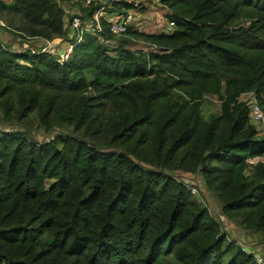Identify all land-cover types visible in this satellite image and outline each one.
Masks as SVG:
<instances>
[{"label": "trees", "instance_id": "trees-1", "mask_svg": "<svg viewBox=\"0 0 264 264\" xmlns=\"http://www.w3.org/2000/svg\"><path fill=\"white\" fill-rule=\"evenodd\" d=\"M159 1L173 23L157 35L172 42L159 51L110 49L83 33L60 59L0 41L3 115L11 90L19 115L34 104L43 119V89L49 105L53 91L89 86L110 100L107 144L121 147L99 150L68 133L38 142L0 131V264H262L162 169L201 167L221 213L264 233V133L255 135L240 98L253 90L264 111V0ZM0 8L57 34L67 29L58 0H0ZM245 14L250 23H236ZM202 92L219 99L207 120L198 113ZM89 97L76 96L69 122L86 118ZM255 156L262 159H247Z\"/></svg>", "mask_w": 264, "mask_h": 264}, {"label": "rangeland", "instance_id": "rangeland-1", "mask_svg": "<svg viewBox=\"0 0 264 264\" xmlns=\"http://www.w3.org/2000/svg\"><path fill=\"white\" fill-rule=\"evenodd\" d=\"M136 10V13H141V16L136 18V22L129 27L131 31L112 36L103 33L102 38L98 37L100 43L108 46L110 49L119 44L128 48H137L142 52L159 51L162 47L172 42L166 41L163 37H158L159 33L167 32L172 27L166 28V23L169 20L167 14L170 9L163 5L159 0H121ZM60 3V0H58ZM86 8H81L84 11ZM236 23L247 25L250 23V17L245 14L236 20ZM31 29L36 30L35 32ZM128 29V30H129ZM164 29V30H162ZM107 36L108 40H103ZM45 39L52 40L51 49L43 50L50 52L53 57H60L61 51L68 42H72L73 38H69L66 30L61 33L52 31L47 26L38 22H31L28 18L10 9L0 8V41L10 50L19 51L22 49H30L31 51L38 50ZM67 40V41H66ZM113 53L112 50H109ZM87 80L91 76L86 77ZM85 90L77 91H62L57 90L52 93V103L47 104L45 97L48 93L43 89L42 94L38 96L39 101L43 102V119L39 118L40 112L34 104L19 115V103L16 98L14 90H11V97L6 101L11 104L3 115L0 108V131H22L26 136L38 142L50 139L55 133H68L70 135L79 137L88 144L99 150L105 149H121L120 146H110L107 144L109 136L108 124L113 115V108L110 100L106 97L98 96L92 92L89 86L84 87ZM222 92V87L220 89ZM81 93L90 94L86 110L88 114L80 124L75 125L69 122L67 117L68 112L73 108V103ZM240 98L246 102L254 100V91L247 90L240 94ZM3 99V98H1ZM58 106V107H57ZM219 111V99L217 94L211 92H202L200 96V103L198 105V113L203 120H207L209 115ZM58 116V113H60ZM256 127V136L264 133V120L254 123ZM143 142L140 144L142 145ZM130 158L139 162L145 167H156L153 161H145L137 159L132 155ZM249 161L262 159V156L248 157ZM166 173L174 176L176 179L183 182L190 187L191 201L200 202L207 207V211L217 221L220 230L224 233L226 239L237 241L245 249H251L264 252V233L253 229L244 228L239 223L238 218L234 216L223 215L220 211L219 203L216 197L209 189L205 182L201 171V167L197 166L195 169H182L178 167H166L162 169Z\"/></svg>", "mask_w": 264, "mask_h": 264}, {"label": "built area", "instance_id": "built-area-1", "mask_svg": "<svg viewBox=\"0 0 264 264\" xmlns=\"http://www.w3.org/2000/svg\"><path fill=\"white\" fill-rule=\"evenodd\" d=\"M94 5L95 7L89 14L81 11V8ZM60 6L64 10V23L67 27L66 34L69 38H73L72 42L59 51L60 59H65L74 43L81 41L82 34H94L102 38L103 26L101 20L104 21L105 28L113 35L125 33V31L136 22V18L141 16L137 14L134 7H123L121 0H60ZM172 21L168 20L166 28L172 27ZM164 30V29H162ZM107 36L103 40H108ZM52 40L45 39L42 46L36 51L49 50ZM67 41V40H66ZM51 51H53L51 49ZM248 104V115L252 123L264 120V111L260 108L254 99ZM242 246V245H241ZM243 247V246H242ZM245 249V247H243ZM255 254L257 260L264 264V252L257 250L245 249Z\"/></svg>", "mask_w": 264, "mask_h": 264}]
</instances>
